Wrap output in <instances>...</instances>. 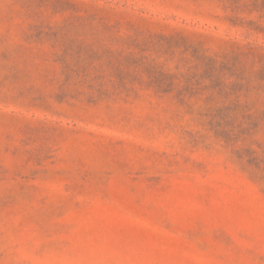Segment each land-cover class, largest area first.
I'll list each match as a JSON object with an SVG mask.
<instances>
[{"label":"rangeland","instance_id":"374dc122","mask_svg":"<svg viewBox=\"0 0 264 264\" xmlns=\"http://www.w3.org/2000/svg\"><path fill=\"white\" fill-rule=\"evenodd\" d=\"M0 264H264V0H0Z\"/></svg>","mask_w":264,"mask_h":264}]
</instances>
